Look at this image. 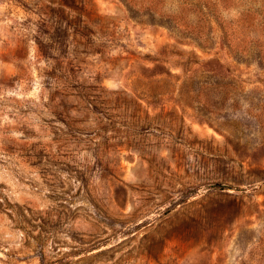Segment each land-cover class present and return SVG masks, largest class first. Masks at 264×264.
Here are the masks:
<instances>
[{"label":"rangeland","instance_id":"374dc122","mask_svg":"<svg viewBox=\"0 0 264 264\" xmlns=\"http://www.w3.org/2000/svg\"><path fill=\"white\" fill-rule=\"evenodd\" d=\"M0 264H264V0H0Z\"/></svg>","mask_w":264,"mask_h":264},{"label":"trees","instance_id":"16d2710c","mask_svg":"<svg viewBox=\"0 0 264 264\" xmlns=\"http://www.w3.org/2000/svg\"><path fill=\"white\" fill-rule=\"evenodd\" d=\"M219 186H222V185H219ZM223 188V187H222Z\"/></svg>","mask_w":264,"mask_h":264}]
</instances>
